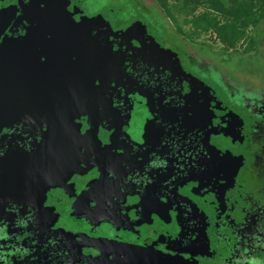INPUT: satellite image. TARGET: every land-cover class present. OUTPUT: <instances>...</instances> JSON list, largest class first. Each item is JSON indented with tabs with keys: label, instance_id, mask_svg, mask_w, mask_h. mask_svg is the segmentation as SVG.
Masks as SVG:
<instances>
[{
	"label": "flooded vegetation",
	"instance_id": "1",
	"mask_svg": "<svg viewBox=\"0 0 264 264\" xmlns=\"http://www.w3.org/2000/svg\"><path fill=\"white\" fill-rule=\"evenodd\" d=\"M64 1L76 23L141 25L72 39L115 72L75 87L47 129L42 94L12 81L71 48L44 46L61 40L38 18L30 31L32 0H0V264H264L261 45L222 49L250 66L222 74L154 0Z\"/></svg>",
	"mask_w": 264,
	"mask_h": 264
},
{
	"label": "water",
	"instance_id": "2",
	"mask_svg": "<svg viewBox=\"0 0 264 264\" xmlns=\"http://www.w3.org/2000/svg\"><path fill=\"white\" fill-rule=\"evenodd\" d=\"M29 12L30 31L40 30L41 26L36 22L41 20L43 22L42 36L57 37L61 40L58 43H44V46L71 48L65 52L62 51L64 55H58L57 52L53 55V52H49V55H44L42 60L33 59V62L42 63V71L39 75L27 74L20 79L17 77L16 81L11 80L14 84L27 86V93L42 94V123L48 129L51 125L54 126L61 122L64 115L66 116L63 107H66L71 100H76V96L80 95L75 87L88 85L89 79H93L94 72L98 74L100 72L103 76H109V74L111 76L115 72V68L111 66L114 59L109 52L106 56L94 53L93 50H91L90 56L83 52L79 53L75 49L85 43L79 44L72 39L85 38L87 40L90 38L91 46H93L99 35L128 36L141 23H132L125 26L126 28L113 31L110 27L108 28L107 14L85 18L80 23H76L69 14L64 0H32ZM37 14L42 17H38ZM29 36L35 37L36 32L30 33ZM69 53H72L73 56H70ZM99 65L103 66L102 71H100L101 66L96 68ZM31 87H37L38 90L31 89ZM67 109L78 110L76 106H69ZM56 118L58 120L55 121Z\"/></svg>",
	"mask_w": 264,
	"mask_h": 264
},
{
	"label": "trees",
	"instance_id": "3",
	"mask_svg": "<svg viewBox=\"0 0 264 264\" xmlns=\"http://www.w3.org/2000/svg\"><path fill=\"white\" fill-rule=\"evenodd\" d=\"M178 26L174 9L190 17L194 35H209L225 53L237 52L246 44L257 49L254 31L264 25V0H154Z\"/></svg>",
	"mask_w": 264,
	"mask_h": 264
},
{
	"label": "rangeland",
	"instance_id": "4",
	"mask_svg": "<svg viewBox=\"0 0 264 264\" xmlns=\"http://www.w3.org/2000/svg\"><path fill=\"white\" fill-rule=\"evenodd\" d=\"M150 3V2H149ZM155 4V2H154ZM175 16H177L178 18V25L181 27V29L185 32H187L188 36H193L196 37V35H194V29L192 28V25L190 23H188V21L190 20V17H186V14L184 12L180 13L176 7L173 8ZM159 17L161 18V15H159ZM162 19V18H161ZM172 28L174 30H176V26L171 25ZM258 34L256 35L257 37V45L258 43L261 45V51L264 53V25H262L259 29V31L257 32ZM209 35H201V36H197L199 39L198 43L202 44V46L207 47L210 46L212 48V52L218 54V58L217 61H214V64L218 63V68L220 70V73L222 74H234L236 75L238 72H240L241 74H244L245 69H249L250 66L248 64H246V58L239 56V57H232L230 58L229 62L227 63V58L223 57L225 54L222 50V46L221 44L218 45H214L211 41L207 40V37ZM207 51V50H206ZM211 52V51H210ZM205 53V52H204ZM206 57H208L209 59H211V56L207 55ZM213 59V58H212ZM211 59V61H212ZM246 64V65H245ZM226 72H225V71ZM258 85V84H257Z\"/></svg>",
	"mask_w": 264,
	"mask_h": 264
}]
</instances>
